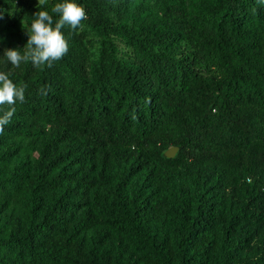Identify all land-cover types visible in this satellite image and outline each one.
<instances>
[{
    "label": "trees",
    "instance_id": "trees-1",
    "mask_svg": "<svg viewBox=\"0 0 264 264\" xmlns=\"http://www.w3.org/2000/svg\"><path fill=\"white\" fill-rule=\"evenodd\" d=\"M75 2L50 68L3 57L39 9L0 3V71L27 86L0 134V207L20 210L0 264H264V4Z\"/></svg>",
    "mask_w": 264,
    "mask_h": 264
},
{
    "label": "clouds",
    "instance_id": "clouds-1",
    "mask_svg": "<svg viewBox=\"0 0 264 264\" xmlns=\"http://www.w3.org/2000/svg\"><path fill=\"white\" fill-rule=\"evenodd\" d=\"M264 4V0H257ZM48 0H38L39 9L33 15L30 27H27V43L20 49H5L3 57L13 68H19L22 63H31L36 68L43 66L52 67L54 62L61 60L69 50L68 41L62 31L66 26L72 31L82 27V22L87 20L85 8L75 0H63L51 7V13L58 15L53 20V15L48 10H43ZM26 85L18 86L10 79V73L0 71V110L7 105V110L0 115V134H3L5 126L10 124L11 118L16 112L17 102H25ZM42 94H47L41 89Z\"/></svg>",
    "mask_w": 264,
    "mask_h": 264
},
{
    "label": "rangeland",
    "instance_id": "rangeland-1",
    "mask_svg": "<svg viewBox=\"0 0 264 264\" xmlns=\"http://www.w3.org/2000/svg\"><path fill=\"white\" fill-rule=\"evenodd\" d=\"M14 0H0V3H10ZM18 1L19 3H21L22 1L29 5V6H32V7H37V3H38V0H16ZM208 2V0H189V4L191 6H195V7H198V8H202L204 6V4H206ZM24 40H27L28 38L24 37L23 38ZM94 41V44L96 45L95 48H94V51L95 53L97 54L98 53V48H99V38L96 37L93 39ZM117 41V44L120 48V52H121V57H127L129 56V54H131L132 50L120 39H116ZM143 182V178L142 177H139L137 180H136V183L138 185H141ZM19 208L17 206H14V205H11V206H8V207H0V219L1 220H6L10 215H16V214H19ZM93 232H89L87 233V236L89 239H91L93 237Z\"/></svg>",
    "mask_w": 264,
    "mask_h": 264
},
{
    "label": "water",
    "instance_id": "water-1",
    "mask_svg": "<svg viewBox=\"0 0 264 264\" xmlns=\"http://www.w3.org/2000/svg\"><path fill=\"white\" fill-rule=\"evenodd\" d=\"M178 151H179V148L178 147H173V148L169 149L166 152V156L168 158H174L177 155Z\"/></svg>",
    "mask_w": 264,
    "mask_h": 264
}]
</instances>
